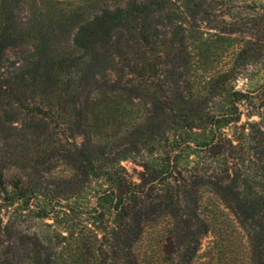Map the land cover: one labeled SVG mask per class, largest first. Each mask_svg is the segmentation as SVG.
Wrapping results in <instances>:
<instances>
[{
  "label": "trees",
  "instance_id": "obj_1",
  "mask_svg": "<svg viewBox=\"0 0 264 264\" xmlns=\"http://www.w3.org/2000/svg\"><path fill=\"white\" fill-rule=\"evenodd\" d=\"M208 7L207 0H0V213L33 202L36 218L52 220L54 206L96 184L91 214L99 217L88 231L101 236L69 232L73 258L141 264L134 244L167 219L176 248H185L176 264H191L195 232L207 231L197 192L210 185L246 233L249 261L264 264V139L258 176L245 159L215 181L201 171L205 157L227 162L236 150L216 132L239 120L245 99L230 83L232 69L197 74L209 46L189 26ZM126 161L142 168L138 182ZM188 164L198 174L191 183ZM62 165L69 173L59 174ZM11 239L0 264H55L38 238Z\"/></svg>",
  "mask_w": 264,
  "mask_h": 264
},
{
  "label": "rangeland",
  "instance_id": "obj_2",
  "mask_svg": "<svg viewBox=\"0 0 264 264\" xmlns=\"http://www.w3.org/2000/svg\"><path fill=\"white\" fill-rule=\"evenodd\" d=\"M207 2L211 6L208 7L207 15L198 22H191L189 26L194 27L195 35L209 46L202 62L196 67L201 69L197 74L217 75L232 69L230 83L234 90L244 94L245 99L238 107L239 120L216 132L224 139L222 143L228 145L229 141L232 146L236 145V150L227 162L214 163V159L205 157V163L201 166V171L206 174L203 179L207 182L215 181L224 170L235 171L243 159H245L244 167L249 169L251 175L258 176L261 165L256 159L261 157L258 153L262 146L261 140L264 139V0H207ZM195 46H192V51ZM192 54L197 56L198 53L193 51ZM122 165L129 176L138 182L142 168L131 161L123 162ZM194 166L195 164H188L183 169V175L186 174L189 183L195 175H198L197 171L192 170ZM66 170L62 165L58 172L65 175L69 173ZM209 178L211 179L208 180ZM255 183L257 185L259 181ZM162 186L164 185H157L159 193ZM92 187L82 192L80 199L62 201L60 207L54 206L55 213L52 220L36 218L33 210L36 205L33 202H30L29 207H23L21 213L13 212V208L8 212L2 211L0 252L11 246V236L15 234L26 241L38 238L42 245L49 248V252L55 253V264H81L77 256L72 257L78 250L74 245L72 246L74 241L69 232L73 230L74 234L78 233V237L80 233H88L93 242L100 238L101 231L97 236L93 230L88 231L92 229L88 221L89 219L92 221L91 216H94L91 214L94 207L93 199L100 189L96 184ZM211 188L210 185L204 186L197 192V215L207 226V231L195 232L199 236L195 235L198 238L197 244L189 246V250H192L190 249L192 246L195 247L191 264H252L249 261L250 245L246 233L229 210L221 204L219 198L211 192ZM0 204L4 202L0 200ZM64 205L70 211L65 209ZM98 217L95 215L93 218L98 220ZM10 218L12 219L8 221ZM105 220L107 215L104 216ZM97 223L103 224L99 221ZM169 223L167 219L160 220L159 226L148 229L134 244L133 251L141 264H176L179 260V255L185 248H176L177 240H174L175 235L170 233ZM94 236L96 239L93 238ZM161 249L166 253H162ZM23 264L29 263L26 261ZM88 264H93V261L90 260Z\"/></svg>",
  "mask_w": 264,
  "mask_h": 264
}]
</instances>
